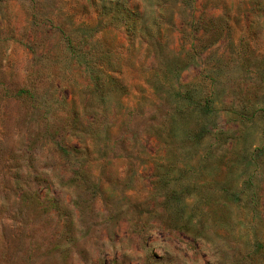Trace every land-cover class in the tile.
Listing matches in <instances>:
<instances>
[{
    "label": "rangeland",
    "instance_id": "374dc122",
    "mask_svg": "<svg viewBox=\"0 0 264 264\" xmlns=\"http://www.w3.org/2000/svg\"><path fill=\"white\" fill-rule=\"evenodd\" d=\"M0 264H264V0H0Z\"/></svg>",
    "mask_w": 264,
    "mask_h": 264
}]
</instances>
